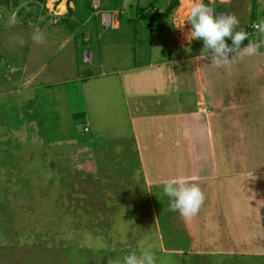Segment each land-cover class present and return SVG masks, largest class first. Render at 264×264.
<instances>
[{
    "label": "rangeland",
    "instance_id": "1",
    "mask_svg": "<svg viewBox=\"0 0 264 264\" xmlns=\"http://www.w3.org/2000/svg\"><path fill=\"white\" fill-rule=\"evenodd\" d=\"M62 1L64 8L60 6ZM151 1L91 0L95 12L84 20L76 11L84 5L83 0H78L79 5L69 4L75 10L68 16L69 20H66L67 0H45L44 4L39 0H8L0 5V96L7 95L0 99V264H113L117 258L132 251L139 254L141 247L149 246L155 264H159L163 260L160 241L156 240L159 233L168 242L173 234H182V222L176 228L165 218L169 214L177 216L176 212H159V220L165 227L160 224L156 229L153 225L156 223L155 211L144 206L147 198L141 187L143 181L135 186V191L140 192L139 198L130 201L135 194L131 195L128 188L141 178V174L136 169L139 165L135 164L136 154L133 155L128 139L124 143L128 158L118 156L116 143L103 140L101 144L89 146L87 140L91 133L85 131L86 120H90L87 123H90L91 132L94 126L102 128L104 137L109 136L108 130H113L114 135L121 131L119 124L122 133L127 134L123 110L118 115L111 114L112 122L106 117V122L98 115V110L104 105L107 108L109 100L103 95L100 104L95 86L85 85L82 100L81 97L72 99L66 89L70 84L75 87L82 72L85 74L84 68H88L80 65V58L91 63L93 55L101 48V42L105 45L103 49L108 63H121L119 68H125L123 64L132 66L158 58L154 52L157 48L150 44V29L142 26H149L143 19L144 14L155 10ZM162 2L161 6L165 8V1ZM192 3L193 0H181L182 7L171 14L175 23L182 27L178 29L183 36L181 43L189 39L188 31H183V24L190 26L186 17ZM206 5L209 13L215 16L234 14L240 27L246 31L255 24L249 23L252 10L257 13V21L264 19V0H256L255 8L253 0H208ZM116 20L122 24L116 33L129 34L130 40L113 41L114 33H106L100 24L112 28ZM151 25L156 30L152 36L154 45H157V39L162 44L174 39L173 35L166 37L158 31L160 28L163 32L168 31L169 23L165 17L161 19V26L159 17ZM34 29L42 34V42L31 39ZM102 35L104 39L100 41ZM259 37V33H253L249 40L256 42ZM247 43V40L243 41L241 47ZM150 49H154L153 58ZM257 52L259 59L255 54L226 64L234 71H227L224 76L228 81L236 82L235 92L240 98L237 104L243 113L245 110L244 119L247 121L245 151L262 171L247 182L242 174L211 184L212 190L225 189V196L219 192L222 196L213 193L205 197L207 193L202 192L206 204L219 205L223 198L221 208L225 206L226 210L217 211L219 217H213L210 222L213 225L216 220L219 222L212 229L216 231L212 244L219 252L213 253L211 258L223 260V264H244V260L250 259V264H264V75L254 76L258 63H261L258 60L264 61V52ZM33 53L39 56L36 62ZM46 63L49 68L45 75L49 79L44 81V88L51 86L46 90L56 95L49 110L52 112L49 122H43L51 136L45 134V127L31 124L36 122V117L29 120V107L33 103L20 111L22 93L14 95L29 87L26 91L34 88L33 70ZM236 71H240L239 77L242 73L246 75L244 85L238 83L239 77L234 75ZM43 74L40 70L39 77ZM16 78L24 80L10 88ZM76 87L73 94L78 93L79 97L82 86L77 84ZM113 92L117 100L124 98L118 87L115 86ZM25 96H29V92ZM236 137L243 140L231 141L232 145L230 143L226 150L233 156L244 157V127L239 133L230 135L232 140ZM53 139H56L54 146L49 144L54 142ZM91 185L92 190H89ZM203 203L199 211L204 215ZM209 207L210 211L215 210ZM223 248H233V256L230 252L223 253ZM183 257L177 255L169 264L186 263ZM238 258L240 260L236 261Z\"/></svg>",
    "mask_w": 264,
    "mask_h": 264
},
{
    "label": "crops",
    "instance_id": "2",
    "mask_svg": "<svg viewBox=\"0 0 264 264\" xmlns=\"http://www.w3.org/2000/svg\"><path fill=\"white\" fill-rule=\"evenodd\" d=\"M181 7L182 5H179L177 9ZM158 17L160 26L162 17H165L169 23L167 32L161 31V28L158 31L164 33L166 37H172L173 35L174 39H169L170 43L164 42V44L157 39L158 43L154 45L152 36L156 30L152 25H149L151 28L148 25H142L150 29V44L154 49L157 48L156 50L153 49L158 57L155 61L142 64L134 63L132 66L123 64L126 67L119 68L121 63H108L103 49L105 45H102L103 42H101V48L97 50L96 55H93L91 63H87L80 58V65L82 67L85 65L88 68H84L85 74L82 72L76 83L73 82L82 86L79 97L77 96L78 93L73 94L77 89L76 85L73 87V84H70V87L73 88H66L72 99L81 97L82 100L85 85L95 86L97 88L96 94L100 96L98 100L103 95L105 96L104 99L109 100L107 108L105 105L103 109L99 107L98 115L102 119L105 118L106 120L107 117L111 119L108 121L112 122L114 118H111V114L116 113L118 115L119 111L123 110L122 114L126 117L124 121L127 134L122 133V127L119 124L118 127L121 131L114 135L113 130H108L107 135L109 136L107 137H104L102 128L99 127L94 126V130L91 132L90 123H87L90 120L84 115L88 119L85 124L88 125L89 129L87 133H91L87 141L90 142L89 146L91 147L94 144H101L103 140L106 143H116L118 156L128 158L129 155L125 150L124 143L127 139L129 140L132 153L133 155L134 152L136 154V156L134 155L136 157L135 164L139 165V168L136 169L141 174V178L136 179V182L133 181V186L128 188L131 195L135 194L130 201L133 202L135 197L139 198L140 192L135 191V186L141 185V181H143L144 185H141V187L147 198L144 206L155 211L156 223H153V225H156V229L161 225L165 227L160 222L158 213L164 212V210L170 212L166 207L169 200L162 193V184L165 181L179 176L200 186L202 192L207 193L205 197L213 193L216 195L221 194L219 192H223L225 196V189L212 190L211 184L222 178H231L242 174H244L247 182L251 180L250 178L253 175H257L262 171L261 168L254 165L255 160L245 151L247 146H245L247 121L244 119L245 110L243 113V109L237 104V100H240V98L237 97V92H235L237 90L236 82L228 81L224 76L227 71L232 72L234 69L229 65L217 66L211 63L208 55L202 52L203 43L201 40H190L189 38L185 43H181L180 39L183 36L180 35L181 32L178 29L180 30L182 27L175 23L173 16ZM100 24L106 30V33H114L113 41L130 40L129 34L125 36V33L123 35L116 33L122 25L119 20H116V24L112 28L105 27L103 23ZM183 25V31L187 30L189 33L191 26L186 27L185 24ZM103 39L104 36H100V41ZM142 39L144 40L143 37ZM170 46L171 49L169 50ZM153 50L150 49L151 55ZM257 54L259 53L257 52L256 56ZM38 57V54H32L34 62L37 61ZM153 57L154 55H152ZM257 57L259 59V56ZM258 61L261 63L257 62V74L254 75L257 77L260 74L264 75V61L261 58ZM38 68L33 70L32 73L36 83V85H32L34 88L26 91L29 87L16 94L14 93V95L22 93L20 100L23 106L20 107V111L33 103L34 108L30 112H34V117H38L36 122L31 123L33 126L36 123L40 124L39 119L44 114L42 122H49V116L52 115L49 110H51V104L56 96L53 92L51 94L46 90V88L51 89V86L46 85V88H44V84L48 81L46 79H49L45 75L49 65L47 63L46 65L42 64ZM40 70L44 72L43 77H39ZM239 73L240 71H236L234 75L239 77ZM244 76L246 75L243 73L240 75L239 84L244 85ZM23 80L24 78L20 80L16 78L10 88ZM115 86L122 91L121 95L124 97L122 100L119 97H117L119 100L113 97ZM39 91L41 93H38ZM27 92H29V96H25ZM3 95L0 96V99L7 96ZM49 101L51 102L48 103ZM102 102L100 100V104ZM120 120L121 118H119ZM108 121L106 120V122ZM43 127H45V132H50L44 124ZM243 127L244 157L242 155L233 156L226 150L227 147L230 146L231 141L232 143H238L243 138L236 137L232 140L230 135L236 132L239 133ZM55 141L56 139L53 143L50 141L49 144L54 146ZM238 164L242 166H235ZM241 189L243 188L241 187ZM246 195L245 197L248 198ZM242 197L244 196L242 195ZM222 204L223 198L221 204L216 206L203 203L206 208L203 211L205 214L203 215L199 211L190 219L183 218L178 213L177 216L169 214L165 217L166 221L176 228L182 222V231L180 230L182 234H173V238L168 242V239H165V236H161L162 233H159L156 240L160 241L161 258L163 259L159 264H169L170 260L174 261V257H177V255H182L187 260L183 264H223V260L211 258L213 253L219 252L212 244L216 238V231L212 229L216 225L218 226L219 222L216 220V225L210 223L213 217H219L217 211L226 210L225 206L221 208ZM209 205L215 210L210 211ZM167 243H169V246L166 245ZM177 245H179L178 248ZM234 251L233 248L228 250L223 248V253L230 252V256H233ZM167 257V263H164V259ZM247 257L252 258L251 256ZM238 260L240 259L238 258L236 261ZM250 261L252 259L249 261L244 260V264H250Z\"/></svg>",
    "mask_w": 264,
    "mask_h": 264
},
{
    "label": "clouds",
    "instance_id": "3",
    "mask_svg": "<svg viewBox=\"0 0 264 264\" xmlns=\"http://www.w3.org/2000/svg\"><path fill=\"white\" fill-rule=\"evenodd\" d=\"M186 23L191 26L188 34L190 40H201L202 52L217 66L235 62L244 56L255 55L258 49L264 47V19L253 25L260 34V39L253 42L249 40L248 31L240 27V21L234 14L212 15L203 0H193ZM31 39L40 43L43 36L38 29H34ZM245 40L248 43L241 47ZM162 193L169 200L168 210L186 219L195 216L204 201L199 186L179 176L165 181L162 184ZM113 264H155V258L150 246L141 247L139 254L132 251L122 258H117Z\"/></svg>",
    "mask_w": 264,
    "mask_h": 264
},
{
    "label": "trees",
    "instance_id": "4",
    "mask_svg": "<svg viewBox=\"0 0 264 264\" xmlns=\"http://www.w3.org/2000/svg\"><path fill=\"white\" fill-rule=\"evenodd\" d=\"M39 1L42 4H44V2H45V0H39ZM164 1H165V8L163 6H161V3H163L162 0H153V1L150 2L152 5L155 6V10L152 11V12H149V13L146 12L144 14V17H143L144 21H146L150 26L155 21L156 17H158V16H169L180 5V0H164ZM255 1L256 0H253V5H254L253 8H255ZM67 2H68V5L70 3H72V2L76 3L77 5H79L78 0H67ZM5 3H8V0H0V5L1 4H5ZM83 3H84V5L82 6V8H79L78 10H76V11H78L79 14L82 15L81 16L82 20L86 19L89 15H91V14H93V12H95V8L92 6L91 0H83ZM204 3L208 4V0H204ZM162 8H163V10H162ZM103 9L104 10H108L105 7ZM141 9L143 10V8H141ZM74 12H75V10L73 8H71L70 5H69L68 6V12H67L66 20H69L68 16L72 15ZM17 13L21 14V11H18ZM257 17H258L257 13L254 10H252L251 21L249 23L250 24L257 23L258 22L257 21ZM253 33H258V31L257 32H253ZM253 33H252V36H253ZM259 39H260V37L258 38V40ZM258 51L264 52V47H261L260 49H258ZM32 108H34V106L29 107V116H30L29 120H33L34 119V112H30V110ZM44 116H45V114L43 115V117ZM25 117L27 118L28 116H25ZM36 118H38V117H36ZM42 118L39 119V123H40L39 125L43 127ZM45 134L51 136L50 132H46ZM53 140H55V139H53ZM45 144H47V143H45ZM88 184H90V183H88ZM88 189L92 190V185H91V187H88ZM85 193H87V191ZM155 232L157 233V231L154 229L153 233H155ZM193 264H196V263H193Z\"/></svg>",
    "mask_w": 264,
    "mask_h": 264
},
{
    "label": "built area",
    "instance_id": "5",
    "mask_svg": "<svg viewBox=\"0 0 264 264\" xmlns=\"http://www.w3.org/2000/svg\"><path fill=\"white\" fill-rule=\"evenodd\" d=\"M253 32H257V30H256L254 27H252V28L249 29V31H248L249 35H251ZM85 131H88V128H86Z\"/></svg>",
    "mask_w": 264,
    "mask_h": 264
},
{
    "label": "bare ground",
    "instance_id": "6",
    "mask_svg": "<svg viewBox=\"0 0 264 264\" xmlns=\"http://www.w3.org/2000/svg\"><path fill=\"white\" fill-rule=\"evenodd\" d=\"M60 6H61V8H64V3H63V1H62V4H61Z\"/></svg>",
    "mask_w": 264,
    "mask_h": 264
}]
</instances>
